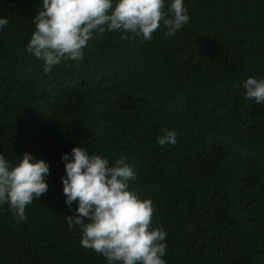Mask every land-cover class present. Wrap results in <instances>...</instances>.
Segmentation results:
<instances>
[{"label":"trees","instance_id":"16d2710c","mask_svg":"<svg viewBox=\"0 0 264 264\" xmlns=\"http://www.w3.org/2000/svg\"><path fill=\"white\" fill-rule=\"evenodd\" d=\"M184 3L174 37L163 20L151 40L105 31L45 74L25 51L41 0H0V154L50 166L23 217L0 206V264H107L65 218L61 156L76 146L133 168L130 190L167 233L165 264H264V104L243 87L264 77V0ZM165 130L175 145L157 143Z\"/></svg>","mask_w":264,"mask_h":264},{"label":"clouds","instance_id":"9594fccd","mask_svg":"<svg viewBox=\"0 0 264 264\" xmlns=\"http://www.w3.org/2000/svg\"><path fill=\"white\" fill-rule=\"evenodd\" d=\"M41 2L43 10L33 17L35 30L25 51L44 62L45 74L62 60H82L94 35L131 32L151 40L163 20L165 34L174 37L190 20L184 0H171L168 12L163 11L165 0ZM9 23L7 16H0V31ZM243 87L246 98L264 104V77L249 76ZM157 143L175 145L177 132L165 130ZM61 159L65 204L73 213L65 218L69 227H79L81 245L102 254L107 264H165L167 233L160 227L150 228L152 202L130 190L135 172L125 159L110 165L106 157L90 154L82 146L73 147ZM49 174V163L32 153L25 152L14 161L0 154V206L7 204L15 216L23 217L26 206L48 191Z\"/></svg>","mask_w":264,"mask_h":264}]
</instances>
